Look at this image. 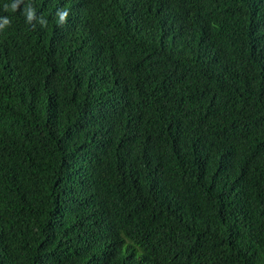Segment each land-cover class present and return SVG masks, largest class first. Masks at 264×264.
I'll use <instances>...</instances> for the list:
<instances>
[{
	"label": "trees",
	"instance_id": "1",
	"mask_svg": "<svg viewBox=\"0 0 264 264\" xmlns=\"http://www.w3.org/2000/svg\"><path fill=\"white\" fill-rule=\"evenodd\" d=\"M12 2L0 264H264V0Z\"/></svg>",
	"mask_w": 264,
	"mask_h": 264
},
{
	"label": "clouds",
	"instance_id": "2",
	"mask_svg": "<svg viewBox=\"0 0 264 264\" xmlns=\"http://www.w3.org/2000/svg\"><path fill=\"white\" fill-rule=\"evenodd\" d=\"M18 2H19V0H14V2H12L10 4V8H11L12 11H15ZM32 16H33L32 9L31 8H27L25 10V19L30 21L32 19ZM62 18H63V14L61 16V19ZM8 24H9V19H8L7 16L0 17V29H3L4 26H6Z\"/></svg>",
	"mask_w": 264,
	"mask_h": 264
}]
</instances>
